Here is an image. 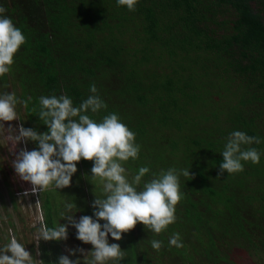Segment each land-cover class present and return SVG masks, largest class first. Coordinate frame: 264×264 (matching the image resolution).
Returning <instances> with one entry per match:
<instances>
[{
	"label": "trees",
	"instance_id": "obj_1",
	"mask_svg": "<svg viewBox=\"0 0 264 264\" xmlns=\"http://www.w3.org/2000/svg\"><path fill=\"white\" fill-rule=\"evenodd\" d=\"M40 3L0 0L26 37L0 77V92L12 89L24 105V127L47 131L41 96L68 95L78 106L95 83L107 107L90 117L117 113L140 145L136 160L121 162L129 178L141 166L150 168L144 181L170 167L192 174L180 176L175 222L159 234L137 223L129 260L118 264H241V251L264 264V0H138L132 11L116 0ZM234 130L261 139L243 146L260 162L221 175ZM44 209L54 227L56 210L50 201ZM174 233L181 247L169 246ZM9 239L0 234V247ZM29 248L41 264L59 257L57 241L39 255Z\"/></svg>",
	"mask_w": 264,
	"mask_h": 264
},
{
	"label": "clouds",
	"instance_id": "obj_2",
	"mask_svg": "<svg viewBox=\"0 0 264 264\" xmlns=\"http://www.w3.org/2000/svg\"><path fill=\"white\" fill-rule=\"evenodd\" d=\"M138 0H116L128 10L135 9ZM7 9L0 4V77L10 71L14 56L25 43L22 30L15 26L11 17L4 13ZM91 95L78 106L68 95L41 96L38 116L47 131L40 132L21 124L18 132L14 129V140L33 141L37 147L29 150L22 148L12 162L16 174L33 185L32 192H41L52 186L63 189L70 186L77 171V162L82 159L93 161L91 178L102 185L103 196L95 195L92 201L93 214L81 215L76 203L62 202L59 216L62 220L54 227L41 223L39 240L61 241L68 239L69 225L76 229V238L91 244V250L82 247L68 248L69 254H61L51 264H109L124 258L125 250L119 243L109 242V235L119 241L125 232L137 223H143L154 233H161L176 220V205L182 198L180 176H192L190 169L170 167L153 174L144 181L150 172L147 166L139 167L129 178L122 161L136 160L140 145L135 142V133L113 112L96 121L88 114L96 113L107 105L97 94L95 83L89 87ZM16 93L0 92V122L19 120ZM261 139L249 136L240 130L232 131L224 144L223 160L219 164L220 174L242 171L243 161L259 163L261 153L255 147L244 145L260 143ZM142 185V186H141ZM103 221V223H101ZM151 247L159 250L162 241L153 239ZM169 246L181 247L179 233L169 238ZM77 253L82 254L77 256ZM39 255V252H37ZM70 256H76L71 259ZM36 259L15 237L0 247V264H37ZM45 262V261H44Z\"/></svg>",
	"mask_w": 264,
	"mask_h": 264
},
{
	"label": "rangeland",
	"instance_id": "obj_3",
	"mask_svg": "<svg viewBox=\"0 0 264 264\" xmlns=\"http://www.w3.org/2000/svg\"><path fill=\"white\" fill-rule=\"evenodd\" d=\"M35 1L40 3L44 0ZM217 27L220 28V31H223L221 29L223 25H217ZM240 60H245V57H240ZM4 92H8V90ZM11 92H13L12 89ZM16 111L19 120L0 122V231L2 232L0 234L4 239L11 238L12 235L15 236L19 242L26 246L29 252H31L29 245L35 243L40 254L42 245L49 244V241L39 240V227L43 223V218L45 220L44 201H50L54 210H56V224L61 221L58 212L63 201L76 203L78 209H80L76 213V218L78 219L81 215L93 214L92 201L95 199V195L103 196L102 185H100L99 181H93L90 177L93 163L83 164L79 161L70 186L63 189L49 186L41 192H32L33 185L30 182L23 181L16 174L12 163L22 148L33 149L30 141H22L17 144L14 140L15 130L8 128L11 126L18 132L19 126L23 124V118L26 117L25 112H23L24 105L20 106L17 104ZM20 190H24V192L21 193ZM83 203L88 206L91 212H85L86 206ZM64 221L62 220L61 222L65 223ZM131 234V230L125 232L119 241H114L109 235V242L119 243L122 250H125L128 255L130 253V244H128L127 239L131 237ZM79 242H81L82 248L85 250H91L93 247L91 244ZM67 244H64L63 248H69ZM122 260V262H126L129 257L124 256ZM237 260L241 264H256L254 258L243 251L237 253ZM37 264H41V262L38 261Z\"/></svg>",
	"mask_w": 264,
	"mask_h": 264
},
{
	"label": "flooded vegetation",
	"instance_id": "obj_4",
	"mask_svg": "<svg viewBox=\"0 0 264 264\" xmlns=\"http://www.w3.org/2000/svg\"><path fill=\"white\" fill-rule=\"evenodd\" d=\"M65 223H67V221H64ZM76 229L72 226L69 225V232H68V239L67 240H61V241H57L58 246L60 247V249H62V251H60L58 253V256H60L61 254H69L67 252L68 247H64V244H67L69 246V248H77V247H82L81 242H79L80 240H78L76 238ZM77 256H81L82 258V254L77 253ZM71 259H76V256H70Z\"/></svg>",
	"mask_w": 264,
	"mask_h": 264
},
{
	"label": "built area",
	"instance_id": "obj_5",
	"mask_svg": "<svg viewBox=\"0 0 264 264\" xmlns=\"http://www.w3.org/2000/svg\"><path fill=\"white\" fill-rule=\"evenodd\" d=\"M20 192L22 193V192H24V190H20ZM37 192H38V191H37ZM41 215H42V212H41ZM43 224L46 225L44 218H43ZM46 226H47V225H46ZM11 237H15V236L12 235Z\"/></svg>",
	"mask_w": 264,
	"mask_h": 264
}]
</instances>
